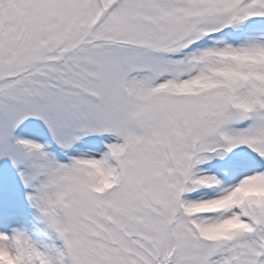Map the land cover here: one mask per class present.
I'll return each mask as SVG.
<instances>
[{"label": "snow or ice", "instance_id": "obj_1", "mask_svg": "<svg viewBox=\"0 0 264 264\" xmlns=\"http://www.w3.org/2000/svg\"><path fill=\"white\" fill-rule=\"evenodd\" d=\"M0 264H264V0H0Z\"/></svg>", "mask_w": 264, "mask_h": 264}]
</instances>
